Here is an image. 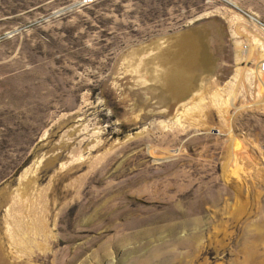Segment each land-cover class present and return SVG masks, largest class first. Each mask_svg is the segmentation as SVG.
<instances>
[{
  "label": "rangeland",
  "instance_id": "374dc122",
  "mask_svg": "<svg viewBox=\"0 0 264 264\" xmlns=\"http://www.w3.org/2000/svg\"><path fill=\"white\" fill-rule=\"evenodd\" d=\"M264 0H0V264H264Z\"/></svg>",
  "mask_w": 264,
  "mask_h": 264
},
{
  "label": "built area",
  "instance_id": "2783aa9c",
  "mask_svg": "<svg viewBox=\"0 0 264 264\" xmlns=\"http://www.w3.org/2000/svg\"><path fill=\"white\" fill-rule=\"evenodd\" d=\"M263 68H264V63H262V65H261Z\"/></svg>",
  "mask_w": 264,
  "mask_h": 264
}]
</instances>
